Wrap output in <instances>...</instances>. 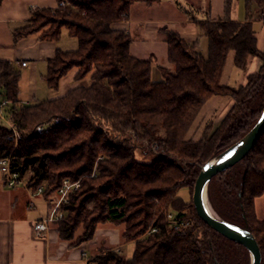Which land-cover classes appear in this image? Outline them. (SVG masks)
<instances>
[{
	"label": "trees",
	"instance_id": "trees-1",
	"mask_svg": "<svg viewBox=\"0 0 264 264\" xmlns=\"http://www.w3.org/2000/svg\"><path fill=\"white\" fill-rule=\"evenodd\" d=\"M63 1L77 12L68 13L60 6ZM160 1L58 0L57 9L39 11L28 26L19 29L18 36L40 33L42 39L51 41L59 40L67 29L78 40L77 50H58L49 60L46 80L52 89H57L71 70L78 71L76 86L62 97L22 104L18 97L21 74L9 61L0 60V95L10 102L5 113L27 140L14 150L6 139L7 129L0 127V159L11 157L12 169L22 178L29 175L27 184L33 191L44 185L43 195L50 202L56 199L64 180L76 182L85 176L80 188L70 193L69 204L63 206L64 218L56 222L61 239L80 245L94 238L99 224L111 223L125 225L124 242L135 241L131 259L109 251L93 258L90 264H207L195 240L197 227L185 225L175 230L160 212L166 208L175 211L180 220L189 219L186 210L190 206L178 192L195 186V165L229 146L230 137L224 139L221 148L217 145L224 137L223 129L231 126L239 110L261 112L264 107V84L255 93L260 80L255 78L257 74H249L247 83L237 88L222 84L231 52L234 65L242 70L250 58L264 61V51L259 48L258 33L249 15L243 22L230 18L201 22L209 43L207 57L197 49V41L189 43L177 31L166 29L168 61L173 68H160L163 80H153V60L132 55V37L117 24L130 18L135 4L153 6ZM233 1L225 0L228 12ZM245 2L247 10L255 3L264 12V0ZM88 79L89 83L83 84ZM214 96L230 98L233 107L211 136L209 129L199 141L187 139L204 105ZM55 118H62L63 123L48 134L33 133L37 126ZM238 123L232 129L248 130L247 123ZM106 127L123 136L132 132L138 142L157 144L177 161L164 156L151 163L135 161L127 141L102 143ZM263 136L264 133L244 159L247 169L238 188L248 223L262 251V264L264 220L257 218L256 199L264 195V142L260 143ZM77 155L84 160L80 161ZM74 156L77 162H83L81 169H63L74 167ZM186 163L188 171L180 165ZM194 211L195 220L207 225ZM155 219L158 231L138 241ZM80 225L84 232L74 240Z\"/></svg>",
	"mask_w": 264,
	"mask_h": 264
},
{
	"label": "rangeland",
	"instance_id": "rangeland-1",
	"mask_svg": "<svg viewBox=\"0 0 264 264\" xmlns=\"http://www.w3.org/2000/svg\"><path fill=\"white\" fill-rule=\"evenodd\" d=\"M63 9L69 13L77 12L70 8L69 3H66V6H61ZM132 11V10H131ZM251 16V21L253 22L254 30L258 33V40H259V48L264 51V12L263 10L259 9L255 3H252L247 10L245 0H234L232 2L231 8L229 12L226 8L225 0H161L160 3L154 4L153 6H147L144 3H138L133 8L132 19L134 20H143L142 25L132 24L134 29L131 32L132 42L134 44V54H138L140 56H146L150 51L156 55L157 61L153 60L152 64V78L154 81H162L163 77L161 75L160 68H167L172 69L173 65H171L168 61V46L165 41L166 33L165 30H173L180 33V35L185 38L189 43H193L197 41V49L205 56H208L209 53V43L208 38L203 35V32L200 27V23L207 21V20H224L230 18L232 20H237L243 22L247 19V17ZM181 20H186L187 23L183 24L180 22ZM135 22V21H134ZM180 22V23H179ZM185 23V22H184ZM129 32V31H128ZM68 41V50H75L78 48L77 39L69 36H65ZM75 46V47H72ZM73 48V49H72ZM233 52H231L228 56L227 63L225 66V70L222 76V84L229 85L232 87H239L240 85H245L247 83L248 75L251 73H255L258 76L257 78L259 82L256 84L255 88L257 93L263 89L264 84V61L260 58H250L245 70L239 69L234 65L233 62ZM263 70V71H262ZM89 81V79H88ZM1 92V91H0ZM1 99L3 98L0 95ZM48 98V97H45ZM42 100V99H41ZM234 102L225 96H214L211 97L206 104L204 105L203 109L201 110L200 114L198 115L193 127L189 131L187 135V139H192L194 141H199L205 133L208 131L210 136L216 131L226 117L228 112L233 107ZM1 109V107H0ZM242 111V112H241ZM237 112L238 116L236 119L232 120L231 126H228L223 129L222 133L224 137H222L218 142V148L224 146L225 138L230 137L228 140L229 146L238 141L242 138L258 121L260 116L264 111H259L258 109H254L253 111H247L245 108ZM256 112V114H252V112ZM7 115V114H6ZM7 121H0V127H5L7 129V136L11 133L9 129V122L12 121L6 118ZM243 122L247 123L248 130L246 132H240V128L235 127L232 129V125L235 126L237 123ZM63 123L62 118H55L53 120L47 121L44 124H49V129L44 133H38L37 128L41 125L36 127L33 132L34 134H48L53 128L61 125ZM238 123V124H239ZM232 129V130H231ZM232 131V133H231ZM22 137L19 142L16 144L13 141H8L13 144V149L16 150L20 144L25 141L26 135L21 133ZM102 143H114L113 141H120L124 142L127 141L129 145H131L134 153L135 161L140 163H151L158 157L164 156L168 157L172 161H177L172 154L165 153L162 149L158 147V145H150L147 142H138L136 140V136L134 133L129 132L127 135L123 136L121 133L114 132L113 129L108 127L105 128V137H102ZM104 141V142H103ZM264 142V136L261 139L262 143ZM28 143V142H27ZM228 146V147H229ZM226 149V148H225ZM216 150L215 153H217ZM214 153V154H215ZM213 154V155H214ZM212 155V156H213ZM78 159L80 161L84 159H80L79 155ZM211 156V157H212ZM210 157V158H211ZM76 164L73 168H63L65 170L71 169V171H75L77 169H81L82 163L77 162L76 156H74ZM205 163V162H204ZM203 164V163H202ZM183 170L188 171L189 165L180 164ZM201 165V164H198ZM195 165L194 171L199 173V166ZM63 166V165H62ZM97 167V166H96ZM247 169V164L245 161H241L231 169L217 175L210 184V198L212 204L216 211L220 213L222 216H225L229 219L234 220H243L242 218V210L240 208V197L238 193V188L241 184L243 179V174ZM95 175V174H94ZM74 176V175H73ZM29 178V175H27ZM198 177V175H197ZM196 177V179H197ZM24 180L28 183L27 179ZM85 176L81 177L80 180L76 181L79 183V188L81 186V180L84 179ZM195 179V181H196ZM3 182V184H2ZM75 183V182H74ZM0 195L8 192L10 189L3 178V175L0 173ZM28 185V184H27ZM9 189H8V188ZM21 188V187H20ZM78 188V189H79ZM77 189V190H78ZM193 191L194 187L188 188L183 187L179 190L178 196L185 200L188 205L190 206L187 210L188 220L185 222L188 225H195L197 228L195 229V240L198 241L199 246L201 248V257L207 262V264H249L250 257L247 249L235 243L226 237L222 236L215 230L211 229L208 225H204L203 223H198L195 220L196 213L193 208ZM242 199V198H241ZM4 200H0L3 202ZM3 204V203H0ZM192 205V206H191ZM173 212L169 209L164 208L163 211L160 212V216H164L166 212ZM256 213L257 218L259 220H264V195L256 199ZM159 219V218H158ZM158 219L151 224L154 225ZM166 219V218H165ZM168 222V220H166ZM102 225H111L106 227H117L121 229L123 232L125 225L115 226L114 224L107 223V224H99L98 228ZM145 231L141 236L137 238L138 241H144L147 237L155 232H150V228ZM57 227V226H56ZM105 227V226H102ZM97 228V229H98ZM84 232V226L80 225L77 229L76 235L74 240H78ZM96 234V233H95ZM95 237V236H94ZM101 242H99V246L105 245L107 242L106 238H100ZM93 240V239H92ZM135 243V241H132ZM109 251H115L124 257L130 259L133 257L135 252V245H127L123 248V250H101L97 256L104 255ZM94 257V258H95Z\"/></svg>",
	"mask_w": 264,
	"mask_h": 264
},
{
	"label": "crops",
	"instance_id": "crops-1",
	"mask_svg": "<svg viewBox=\"0 0 264 264\" xmlns=\"http://www.w3.org/2000/svg\"><path fill=\"white\" fill-rule=\"evenodd\" d=\"M58 7V0H3L0 4V60L9 61L21 74L18 97L22 104L30 105L62 97L76 86L77 69L62 78L57 89L50 88L46 80L49 60L56 56L58 50L78 49L68 50V41L64 38L71 36L67 29L62 31L57 41L44 40L40 33L17 35V31L28 26L39 11ZM133 8L130 18L117 24L130 34L134 29L132 24H143V20L132 19ZM180 22L187 23L186 20ZM133 46L132 42L131 53L135 57L143 60L154 58L157 61L151 51L145 57L134 54ZM23 62L27 64L23 66ZM88 83V80L83 82ZM0 200H4L0 202L3 203L0 204V264H90L101 250H123L127 245H135L134 242H124L121 229L106 227L111 225H102L105 227L97 229L93 240L80 245H72L61 239L56 222L50 224L45 237H39L34 225L51 213L52 202L43 194L32 195L24 187L9 189L0 195ZM100 238L107 239L103 241L107 243L101 247Z\"/></svg>",
	"mask_w": 264,
	"mask_h": 264
},
{
	"label": "water",
	"instance_id": "water-1",
	"mask_svg": "<svg viewBox=\"0 0 264 264\" xmlns=\"http://www.w3.org/2000/svg\"><path fill=\"white\" fill-rule=\"evenodd\" d=\"M263 133L264 111L255 125L242 138L223 151L215 153L205 163L198 165L200 170L193 191V202L199 217L211 229L244 246L249 253V264H262L263 255L248 223L241 199V191L239 192V203L242 210L243 224L232 222L216 211L210 198V184L217 175L243 161L254 149Z\"/></svg>",
	"mask_w": 264,
	"mask_h": 264
},
{
	"label": "built area",
	"instance_id": "built-area-1",
	"mask_svg": "<svg viewBox=\"0 0 264 264\" xmlns=\"http://www.w3.org/2000/svg\"><path fill=\"white\" fill-rule=\"evenodd\" d=\"M66 3H67L66 1H63L60 3V6H66ZM26 64H27L26 62L22 63L23 66H25ZM9 103H10L9 101L5 99H1L0 97V107H1L0 121L1 120L7 121L6 118H8V116L5 113V108L8 107ZM49 126H50L49 124L41 125L37 128V132L44 133L45 131L49 129ZM9 129L11 133L8 135L7 139L17 144L22 137L21 132L19 131V129L13 122L11 123L9 122ZM11 161H12L11 157L0 159V172L3 175L6 185L10 189L24 187L28 189L32 195L43 194L45 190V186L41 185L38 187L36 191H33L31 188L28 187L27 182L24 180V178H22L18 172L12 169ZM78 188H79L78 182L74 183L68 179L63 181L62 186L57 191L56 199L52 202L53 209L51 213L47 217L36 222L34 225L35 231L39 237H45L47 235V232L49 230V226L51 223L57 222L64 218L65 211L63 210V206L69 204L70 193L72 191L77 190ZM165 218L166 220H168V223L175 230H178L181 227H184L185 225H187L185 220H180L176 218V214H174L173 212L167 211L165 214ZM150 229H151L150 232L158 231L157 227H155L154 225H152Z\"/></svg>",
	"mask_w": 264,
	"mask_h": 264
}]
</instances>
